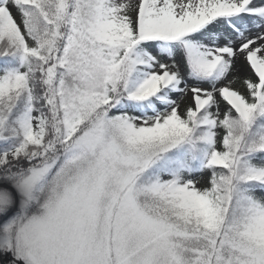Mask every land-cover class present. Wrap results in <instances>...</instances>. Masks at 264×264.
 I'll return each mask as SVG.
<instances>
[{
    "label": "snow or ice",
    "instance_id": "6c2138e0",
    "mask_svg": "<svg viewBox=\"0 0 264 264\" xmlns=\"http://www.w3.org/2000/svg\"><path fill=\"white\" fill-rule=\"evenodd\" d=\"M0 264H264V0H0Z\"/></svg>",
    "mask_w": 264,
    "mask_h": 264
}]
</instances>
